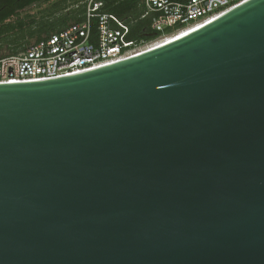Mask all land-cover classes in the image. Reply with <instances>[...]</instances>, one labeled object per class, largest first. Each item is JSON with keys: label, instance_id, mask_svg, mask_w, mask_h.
I'll return each instance as SVG.
<instances>
[{"label": "water", "instance_id": "1", "mask_svg": "<svg viewBox=\"0 0 264 264\" xmlns=\"http://www.w3.org/2000/svg\"><path fill=\"white\" fill-rule=\"evenodd\" d=\"M0 264H264V0L0 84Z\"/></svg>", "mask_w": 264, "mask_h": 264}, {"label": "built area", "instance_id": "2", "mask_svg": "<svg viewBox=\"0 0 264 264\" xmlns=\"http://www.w3.org/2000/svg\"><path fill=\"white\" fill-rule=\"evenodd\" d=\"M250 0H143L148 38H132L133 21L103 12L89 0L84 19L30 41L14 55L0 51V84L77 75L119 63L156 48L164 40L215 20Z\"/></svg>", "mask_w": 264, "mask_h": 264}, {"label": "trees", "instance_id": "3", "mask_svg": "<svg viewBox=\"0 0 264 264\" xmlns=\"http://www.w3.org/2000/svg\"><path fill=\"white\" fill-rule=\"evenodd\" d=\"M50 0H0V51L14 55L30 41L60 32L70 24L84 19L89 0H58L54 5L57 17L40 19L34 8ZM103 12L117 15L127 22L133 21L132 38L147 39L148 22L142 19L143 0H100ZM5 54V55H7Z\"/></svg>", "mask_w": 264, "mask_h": 264}, {"label": "rangeland", "instance_id": "4", "mask_svg": "<svg viewBox=\"0 0 264 264\" xmlns=\"http://www.w3.org/2000/svg\"><path fill=\"white\" fill-rule=\"evenodd\" d=\"M59 2L58 0H50L47 3H42L41 5L34 8V12L37 14V16L42 19L46 17H57L61 14H63L62 10H59L56 12L54 5ZM6 52V51H5ZM3 52V54H7Z\"/></svg>", "mask_w": 264, "mask_h": 264}, {"label": "bare ground", "instance_id": "5", "mask_svg": "<svg viewBox=\"0 0 264 264\" xmlns=\"http://www.w3.org/2000/svg\"><path fill=\"white\" fill-rule=\"evenodd\" d=\"M199 27H201V25L198 26L197 28H199ZM197 28H190V30H186V31L180 33L179 35H176V36L170 37V38L164 40L162 43L158 44L157 47H159V46H161V45H164V44H166V43H168V42H170V41L176 39L177 37H181V36H183V35H186V34L189 33L190 31H192V30H194V29H197Z\"/></svg>", "mask_w": 264, "mask_h": 264}]
</instances>
